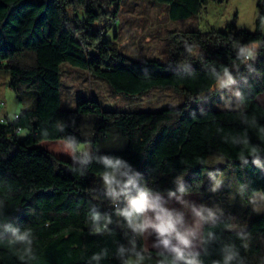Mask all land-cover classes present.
Returning <instances> with one entry per match:
<instances>
[{
	"label": "trees",
	"instance_id": "1",
	"mask_svg": "<svg viewBox=\"0 0 264 264\" xmlns=\"http://www.w3.org/2000/svg\"><path fill=\"white\" fill-rule=\"evenodd\" d=\"M122 1L0 0V70L11 76L20 102L36 94L34 107L0 124V264H127L146 254L156 264H264V213L243 231L230 230L229 217L204 224L202 249L180 252L183 258L147 253L143 231L120 214L140 192L204 193L215 154L235 169L247 201L264 197V106L256 102L264 94V0H257L254 32L235 23L170 32L167 63L136 61L106 38ZM153 1L169 6L173 22L200 16L209 2ZM65 64L133 98L171 89L201 99L230 74L238 78L240 108L187 101L158 112H122L93 97L65 109ZM110 128L122 131L125 149H96ZM82 144L93 146L90 156L79 152Z\"/></svg>",
	"mask_w": 264,
	"mask_h": 264
},
{
	"label": "rangeland",
	"instance_id": "2",
	"mask_svg": "<svg viewBox=\"0 0 264 264\" xmlns=\"http://www.w3.org/2000/svg\"><path fill=\"white\" fill-rule=\"evenodd\" d=\"M213 0L200 16L190 22H172L169 19V6L153 0H123L118 18L107 29L106 38L114 42L119 52L136 61L156 60L167 63L170 56L168 34L172 31H187L198 29L211 32L209 28L216 19L221 22L215 25L217 30L238 16L239 28L255 31L258 15L257 0ZM206 33V32H205ZM61 77L63 108L73 109L79 101L97 98L107 110L122 112H158L166 108H177L189 101L201 108L218 110L240 108L238 103V78L224 74L212 94L201 99L190 98L176 94L171 89H156L140 98L116 95L106 82L92 77L88 72L63 65ZM11 76L0 70V100L5 102V113L13 114L15 109L34 107L36 94L24 97L20 102L10 87ZM74 102V103H73ZM257 103L264 106V94ZM74 104V105H73ZM13 117V116H11ZM26 135L22 133L21 137ZM128 145L127 138L118 128H110L106 135L97 140V150H123ZM79 152L90 156L93 152L91 144H82ZM205 200L209 205V213L203 205L201 211L203 220L215 222L229 217L230 230L243 231L264 213V197L258 193L249 201L244 198L237 183L235 169L227 166L219 155L209 157L207 169L204 171ZM176 195V194H169ZM194 202V204H198ZM176 208L180 205L174 204ZM192 227L199 226V216H196ZM148 253V252H147ZM149 254L141 258H131L127 264H154Z\"/></svg>",
	"mask_w": 264,
	"mask_h": 264
},
{
	"label": "crops",
	"instance_id": "3",
	"mask_svg": "<svg viewBox=\"0 0 264 264\" xmlns=\"http://www.w3.org/2000/svg\"><path fill=\"white\" fill-rule=\"evenodd\" d=\"M210 3L211 2L207 3V8ZM238 16L239 15H237L236 18L232 20V22L226 24L223 28L225 29L231 23H235L239 27V25L237 24ZM190 21L191 20H188L187 22ZM220 22L221 21L219 19H216L214 22L211 23L212 25L210 26L208 31H210L211 29L217 30L216 28H214V26L218 25ZM198 29L202 32H207L202 30V28H198ZM61 92H62V88H61ZM95 99L98 101L97 98ZM62 105L64 107L63 99H62ZM65 109H69V108H65ZM22 110L15 109L13 114H9L8 112L5 114L8 117H11L16 114H20ZM25 137L26 135H24L22 138ZM81 154L86 155L85 152ZM205 195L206 193L176 194V195L149 194L150 202L155 203L157 207L154 210L150 209L146 213H144L143 222L148 224H155L158 223V221L156 220L157 215L168 214L171 215V217L175 221L176 231L171 234H165L164 236H161L153 227L151 226L146 227L143 230L144 250L146 252H150V251L177 252L176 251L177 249H179L180 252L200 251L202 249L203 226L204 224L210 223V222H206V220H203V218L201 217L202 216L201 211L204 208L203 205L205 206L207 212L209 213V209L207 208L209 205H206L207 202L204 198ZM197 200L199 203L194 204V202H197ZM174 204L180 205V208L174 207L173 206ZM196 216H199V226L192 227L191 223L196 222L197 220ZM177 233L184 236L189 241L188 245H184L180 242V240L177 238ZM165 239L168 240L167 246H165V244L163 243ZM152 260L153 263L156 264L155 259L153 258Z\"/></svg>",
	"mask_w": 264,
	"mask_h": 264
},
{
	"label": "clouds",
	"instance_id": "4",
	"mask_svg": "<svg viewBox=\"0 0 264 264\" xmlns=\"http://www.w3.org/2000/svg\"><path fill=\"white\" fill-rule=\"evenodd\" d=\"M106 163H111L110 161H105ZM117 164H119V161H117ZM105 181L108 184L113 183V179L109 177L107 174L105 175ZM131 183V181H129ZM157 205L155 203L150 202L149 195L147 192H140L138 197H129V207L122 211L120 214L125 217V219L128 221L129 225L132 226L134 229L143 231L146 227L151 226L153 227L161 236H164L165 234H171L176 231L175 228V221L171 217V215L165 214V215H157L156 220L158 223L155 224H148V223H135L134 221L142 216L144 213H146L150 209H155ZM99 217H97L98 219ZM177 238L180 240V242L184 245H188L189 241L179 233H177ZM20 239H23V237H20ZM163 243L165 246L168 244V240H164ZM177 255L180 258H183L182 254L180 253L179 249L176 250ZM188 264H194L193 261H189Z\"/></svg>",
	"mask_w": 264,
	"mask_h": 264
},
{
	"label": "built area",
	"instance_id": "5",
	"mask_svg": "<svg viewBox=\"0 0 264 264\" xmlns=\"http://www.w3.org/2000/svg\"><path fill=\"white\" fill-rule=\"evenodd\" d=\"M247 59H250L249 56H247ZM5 102L0 100V124L3 125H9L14 123L15 120H17L19 118V115H14L13 117H8L5 112ZM20 132V129L17 131Z\"/></svg>",
	"mask_w": 264,
	"mask_h": 264
},
{
	"label": "water",
	"instance_id": "6",
	"mask_svg": "<svg viewBox=\"0 0 264 264\" xmlns=\"http://www.w3.org/2000/svg\"><path fill=\"white\" fill-rule=\"evenodd\" d=\"M66 175L68 176V177H72V172H71V170L70 169H67L66 170Z\"/></svg>",
	"mask_w": 264,
	"mask_h": 264
}]
</instances>
